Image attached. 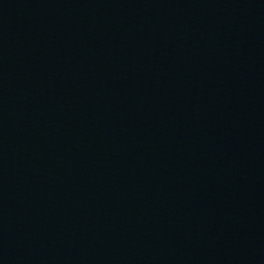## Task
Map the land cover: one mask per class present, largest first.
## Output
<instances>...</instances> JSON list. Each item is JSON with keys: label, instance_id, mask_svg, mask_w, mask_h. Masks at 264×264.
<instances>
[{"label": "water", "instance_id": "water-1", "mask_svg": "<svg viewBox=\"0 0 264 264\" xmlns=\"http://www.w3.org/2000/svg\"><path fill=\"white\" fill-rule=\"evenodd\" d=\"M0 264H264V0H0Z\"/></svg>", "mask_w": 264, "mask_h": 264}]
</instances>
